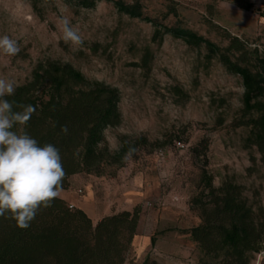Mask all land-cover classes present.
<instances>
[{
    "label": "rangeland",
    "instance_id": "obj_1",
    "mask_svg": "<svg viewBox=\"0 0 264 264\" xmlns=\"http://www.w3.org/2000/svg\"><path fill=\"white\" fill-rule=\"evenodd\" d=\"M139 1L146 15L221 46L224 31L251 48L264 45V0ZM39 8L40 13L30 0H0V37L7 35L20 47L16 56L0 51V78L18 85L39 60L71 63L87 78L119 90L121 122L104 130L111 150L120 135L160 142L140 148L121 165L104 166L100 174L78 173L67 190L81 198L90 195L91 186L94 200L88 208L100 214L116 212L121 200L131 198L126 192L137 190L139 222L124 264H216L187 232L201 222L199 210L190 205L201 188V170L213 176L215 186L225 178L243 185L249 202L264 207V161L245 141L249 128L234 124L243 115L241 79L216 57L207 61L203 46L168 34L153 42L149 22L117 11L112 2L86 8L77 0H40ZM63 17L78 29L82 45L64 42ZM146 51L149 68L141 65ZM203 139L204 156L196 150ZM90 209L83 210L94 222ZM249 264H264V240Z\"/></svg>",
    "mask_w": 264,
    "mask_h": 264
},
{
    "label": "trees",
    "instance_id": "obj_2",
    "mask_svg": "<svg viewBox=\"0 0 264 264\" xmlns=\"http://www.w3.org/2000/svg\"><path fill=\"white\" fill-rule=\"evenodd\" d=\"M97 1L101 0H77V4L91 8ZM104 1L112 2L117 11L129 17L149 22L153 42L161 43L168 34L189 46H203L207 61L216 57L227 72L237 75L243 87V115L234 124L249 128L245 141L257 148L264 161V45L261 50L251 48L246 40L224 31L226 44L221 46L192 29L167 25L146 15L139 0ZM30 2L40 13V0ZM169 12L177 15L174 8ZM149 61L146 51L142 67L149 68ZM6 98L36 106L26 131L41 146L50 143L60 150L67 173L63 189L69 187L74 174H100L106 165L123 164L129 148L135 149L133 156L140 148L160 143L149 141L145 135H120L119 146L111 150L104 130L121 122L119 90L87 78L68 62L37 61L30 77L16 85L15 95ZM65 125L67 134L61 131ZM196 150L205 155L204 139ZM200 187L190 200L201 219L187 230L191 239L216 264H249L263 247L264 207L250 203L244 186L230 178L215 186L205 168L201 170ZM139 214L140 204H136L131 210L113 212L93 222L83 209L70 207L58 198L51 207L42 209L27 229L0 218V264H124Z\"/></svg>",
    "mask_w": 264,
    "mask_h": 264
},
{
    "label": "clouds",
    "instance_id": "obj_3",
    "mask_svg": "<svg viewBox=\"0 0 264 264\" xmlns=\"http://www.w3.org/2000/svg\"><path fill=\"white\" fill-rule=\"evenodd\" d=\"M59 24L65 43L82 45V36L67 17ZM0 51L16 56L20 47L17 40L4 35L0 37ZM15 91L14 81L0 78V218L27 229L42 209L60 198L67 173L60 150L50 143L41 146L26 131L37 108L8 100L6 97L14 96ZM61 131L67 134V126ZM134 152L129 148L125 159Z\"/></svg>",
    "mask_w": 264,
    "mask_h": 264
},
{
    "label": "crops",
    "instance_id": "obj_4",
    "mask_svg": "<svg viewBox=\"0 0 264 264\" xmlns=\"http://www.w3.org/2000/svg\"><path fill=\"white\" fill-rule=\"evenodd\" d=\"M70 179H72V181H76L79 179V176H78V174H74L70 177ZM89 190L91 192L90 195L88 192H86L87 195L80 198V197L76 196L72 190L63 189V192L61 193L60 198L66 200L72 206L87 210V209H90L88 207L90 206V204L94 200L93 191L91 189V186H89ZM135 191H137V190L134 188V189H131V190L126 192L125 195H128L129 197L131 196V198H124L123 200H121V202H119L117 204L118 208L116 209V212L121 211V210H131L136 204L139 203L140 200H137V198H135L136 197ZM90 210L91 211L89 213L94 218V222H96L102 216L112 213V211H109V213L100 214L98 211H96L94 209H90Z\"/></svg>",
    "mask_w": 264,
    "mask_h": 264
},
{
    "label": "built area",
    "instance_id": "obj_5",
    "mask_svg": "<svg viewBox=\"0 0 264 264\" xmlns=\"http://www.w3.org/2000/svg\"><path fill=\"white\" fill-rule=\"evenodd\" d=\"M72 205L70 204V207H71Z\"/></svg>",
    "mask_w": 264,
    "mask_h": 264
}]
</instances>
